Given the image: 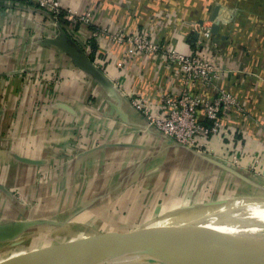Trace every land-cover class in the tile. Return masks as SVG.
Here are the masks:
<instances>
[{
  "label": "crops",
  "instance_id": "crops-1",
  "mask_svg": "<svg viewBox=\"0 0 264 264\" xmlns=\"http://www.w3.org/2000/svg\"><path fill=\"white\" fill-rule=\"evenodd\" d=\"M216 1L218 0H59L65 14L77 20L76 31L74 34H65L60 25L49 19L45 25L52 24L54 31L50 36H44L66 35L88 57L104 60L102 73L107 79L118 78L121 86L129 92H143L149 99L157 101L160 93H175L184 86L179 74L158 54L130 52L129 44L117 40L118 36L142 32L144 35H151L153 39L168 40L185 49L190 42L187 40L190 25L199 24L204 15L203 10L214 9ZM221 1L228 8L236 10V18L233 23L220 28V34L227 37L223 43L224 49H210L208 52L204 51L203 56L211 58L213 67L221 69L225 76L217 84L213 77H206L209 81L201 80L194 85L199 92L198 98L203 101L212 102L223 93L230 94L234 100L231 106H227L228 113L222 118L227 131L223 136L228 138L227 149L222 148L223 142L218 138L223 134V130H220L219 135H214L218 149L216 157L205 158L194 151L167 145L159 139L154 129L138 134V145L129 142L117 145L113 140L128 137L124 136L128 127H141L138 126L142 124L138 113L119 93H110L107 85L91 79L73 66L69 56L63 51L54 47L46 48L41 44L45 39L40 34L42 22L31 16L44 9L28 0H0V171L9 173L11 170H20L26 163L30 169L49 166L52 162L50 155L74 151L72 146H68V138L73 135L75 128L73 120H93L89 116L92 111L84 105L88 94L87 84H91L102 99L115 103L122 114L117 115L119 120L111 123V128L104 133L112 141L111 145L94 148V143L88 144L82 149V155L72 158L66 165V184L71 186L72 195L81 188L82 197L79 201L84 209L91 208L87 197V187L90 184L93 186L99 179L97 186L100 197L105 186L113 184L121 188L128 187L127 178L132 174L146 179L143 188L150 197L158 188L162 189V197H166L171 203L159 212L173 209L176 207L174 203L180 206L197 201L195 186L201 183V178H209L224 193L219 192L214 199L233 195L235 191L263 196L264 0ZM27 24H33L31 37L25 35L30 26ZM36 27L40 30L35 31ZM13 31L22 33V39L27 37L31 43L28 55L20 50V35L12 39L6 38ZM195 38L193 35V40ZM92 41L95 48L91 46ZM57 58L66 59L67 63L62 68L70 78L69 83L62 87L58 98L47 99L45 110L25 115L22 108L34 103L39 89H44L43 85L25 81V71L41 63L42 59L54 61ZM231 72H234L232 76ZM185 86L190 88V85ZM8 106L11 107L9 111ZM96 135L94 134L95 137ZM102 159H109L114 165H122L124 169L112 178L103 174L94 183L86 184L83 181L85 186L79 187L80 181L74 178V173L93 168ZM5 172L0 173V186L13 185L14 182L9 181L13 177H8ZM155 177L161 178V181L148 183ZM171 182L174 191L176 188L173 187H177L178 191L185 187L194 188L182 195L167 193L166 188ZM45 209L48 208H44L45 214L40 217L54 219L55 212H46ZM1 218L6 219L4 215ZM25 218H31L30 214L25 215L24 220ZM6 256L5 254L4 257Z\"/></svg>",
  "mask_w": 264,
  "mask_h": 264
},
{
  "label": "rangeland",
  "instance_id": "rangeland-1",
  "mask_svg": "<svg viewBox=\"0 0 264 264\" xmlns=\"http://www.w3.org/2000/svg\"><path fill=\"white\" fill-rule=\"evenodd\" d=\"M216 2L217 4L216 7L214 6V9L203 10L204 15L199 24L190 25V30L187 33V40L190 42L188 43L189 46L187 45L185 49L178 47L174 42L172 43L164 39H153L150 34V36H147L142 32L118 36L117 40H121V42L126 41L129 44L128 48L131 47L134 51L147 55H160L165 63L171 69L173 68L175 73L179 74L184 86L180 90L175 91V93L168 91L160 93L157 98L158 100L152 99V102L147 97V94L139 91L129 92L121 86L120 79H111L109 77V92L114 94L115 92L119 93L120 97L138 113L142 121V124L138 125L141 127H131L130 129L128 127L125 130L124 136L128 137L113 140L117 145H126L128 142L138 145L139 136L137 135L154 129L158 133L159 139L161 138L167 145H174L194 151L205 158L216 157L218 149H216L217 142L214 141L216 139H214L215 134L210 131L207 134H201L197 127L182 126L181 122L174 117L173 111L168 112L166 103L167 97L178 99L186 91L185 85H190V88H188L190 99H196L199 92L194 84L201 80L203 82L209 81L206 77H210V79L213 77V81L217 84L218 80L223 79L225 76V72L213 67L210 62L211 58L203 56L204 51L224 49L225 45L223 43L227 37L225 34H220V28L233 23L236 18V10L228 8L229 6L221 0ZM38 12H34L31 17L35 16L36 19L42 22L40 34L43 37L46 34L50 36L54 31V26L52 24H45L49 19L53 21L54 19L51 16L48 17L49 12L46 9ZM54 22L60 25L66 34H74L76 31L77 27L73 21L71 24L66 23L64 20ZM27 25L30 26H27L28 29L26 27L27 31L25 35L30 36L32 34L31 31H34L33 24ZM68 25L69 29H67ZM40 29L36 27L35 31H39ZM223 30L225 31V28ZM21 34L14 31L9 32L6 38L12 39L16 38V35H20L22 40L19 43L20 50L28 55L31 50V43L27 40V37L23 40ZM193 35L196 37L195 40H193ZM134 40H137V43ZM89 59L102 72L104 60L92 57H89ZM65 63H67L65 58H57L54 61L42 59L41 63H34V67H30L29 70L25 71L23 75L25 81L34 83V85L44 86L43 90L40 91L39 89L35 102L26 108H22L23 111L25 110V115H32L34 111H38L37 113L42 112V109H46L48 98L54 100L62 93V87L68 84L70 80L63 72L62 65ZM121 67L122 65H120ZM232 73L234 72H231V76L233 75ZM90 78L93 79L92 77ZM87 86L88 94L84 100V105L92 111L89 116L93 120H85L83 122L79 119L73 120L72 124L75 128L73 135L68 138V146H72L74 151L69 150L67 153H62L60 150L61 153L50 155L52 162L49 166L30 169L28 168V163H26L24 168L20 170H11L9 173L8 171H0V173L5 172L8 177H13L9 181L14 182L13 185L0 186V226L16 228L18 231L14 237L0 242V264L13 263L7 261L6 258H9V253L18 247L23 250L22 258L36 252L63 245H91L110 248L146 234L149 230L153 231L158 227V223L164 220L175 219V225L178 217L182 215L188 216V218H185L186 220L195 219L204 213L210 204L218 205L227 200L230 202L264 204V197L262 195L251 192L241 194L235 191L233 195L228 194L225 197L214 199L218 197L219 192L221 194L224 193L209 178H201V183L195 186L198 194L196 197L197 201L180 206L174 203L176 207L173 209L167 212L165 210L159 212L171 202L166 197H162L160 193L162 189L160 188H158L159 190L156 193H153L152 197L149 194H145L143 184L146 179L137 178L135 174L127 178L129 182L128 187L121 188L113 184L110 187L105 186L103 192L100 193V197H98L99 187L97 183L99 179L97 177L101 178L104 174V176L112 178L124 169L122 165L120 167L116 164L114 165L109 159H102L97 166L74 173V178L80 181L79 187L81 185L85 186L83 185L85 183L90 184L97 179L93 186L90 184L87 187L89 191L87 197L91 208L84 209L79 201L82 197L81 188H78L76 193L74 191V195H72L71 186L66 184V165L69 164L68 161L72 158L74 159L82 155V149H85V146L88 144L94 143V148L111 145L112 141L107 139L108 137L104 133L108 132V128H111L115 121L119 120L117 115L122 114L115 103L109 102L105 98L102 99L94 85L87 84ZM192 87H194V90ZM227 94L223 93L221 97L215 98L221 102L219 113L221 122L216 133L219 135L220 130H223V134L218 138L223 142L222 148L226 147V149L228 138L223 137L227 131L222 118L228 113L227 106H231L234 100L230 94ZM215 99L213 101H216ZM7 108L9 111L11 107L8 106ZM103 109L104 111H102ZM101 115H104V117H101ZM108 118L112 119L109 120ZM97 132H99V135H96ZM61 164H63L62 167L60 166ZM154 180L161 181V178L155 177L150 179L148 183H152ZM83 181L85 183L82 184ZM171 185L172 182L167 186L166 192L175 195L189 193L194 188L185 187L178 191L177 187H173L176 188L174 191ZM234 194H240L241 196ZM73 196L75 197L74 203ZM234 199L237 200L234 201ZM45 207L48 208L45 209L46 212H55V220L48 217H40V215L45 214L43 213ZM154 213L156 214L153 215ZM29 214L31 218H25L24 220V216ZM3 215L6 218L5 220L1 218ZM35 242H39L42 246H39L38 249L31 248ZM40 248L41 250H39ZM5 254L7 255L6 258L4 257Z\"/></svg>",
  "mask_w": 264,
  "mask_h": 264
},
{
  "label": "water",
  "instance_id": "water-1",
  "mask_svg": "<svg viewBox=\"0 0 264 264\" xmlns=\"http://www.w3.org/2000/svg\"><path fill=\"white\" fill-rule=\"evenodd\" d=\"M41 44L63 51L69 56L73 66L110 89L106 76L66 35L47 37ZM233 228L237 231L248 229L239 225ZM17 232L16 228L0 226V242L14 237ZM253 232L260 234L264 241V229ZM130 257L149 258L155 263L176 261L181 264H264V243L259 248L244 249L214 244L191 232L180 231L149 234L110 248L63 245L30 254L11 264H79L85 260H92L90 264H123Z\"/></svg>",
  "mask_w": 264,
  "mask_h": 264
},
{
  "label": "bare ground",
  "instance_id": "bare-ground-1",
  "mask_svg": "<svg viewBox=\"0 0 264 264\" xmlns=\"http://www.w3.org/2000/svg\"><path fill=\"white\" fill-rule=\"evenodd\" d=\"M235 200L237 199H234V201ZM185 218H188V216L182 215L181 217H178L175 225V219L164 220L161 223H158V227L153 231L149 230L146 234H142L138 237L156 233L162 234L186 231L198 235L208 242L224 246L247 249L259 248L264 243L262 236L253 232L256 229H264V204L261 203L230 202L227 200L218 205L210 204L205 212L195 219L186 220ZM235 225L243 226L248 229L237 231L233 228ZM39 246L42 245H40L39 242H35L31 248L38 249ZM39 250H41V248ZM22 253L23 250L18 247L9 253L10 257L6 258V260L9 262L17 261L22 258ZM90 261L92 260H85L79 264H90ZM123 264L181 263L176 261H162L160 263H155L154 260L149 258L130 257L127 258Z\"/></svg>",
  "mask_w": 264,
  "mask_h": 264
},
{
  "label": "built area",
  "instance_id": "built-area-1",
  "mask_svg": "<svg viewBox=\"0 0 264 264\" xmlns=\"http://www.w3.org/2000/svg\"><path fill=\"white\" fill-rule=\"evenodd\" d=\"M30 3L46 9L54 21L64 20L68 24L73 21L75 24L77 20L73 19L72 16L64 15L61 18L59 15L63 11L61 9L59 0H28ZM69 25L68 28L69 29ZM137 43V40H134ZM139 47V45H137ZM130 52L134 50L129 47ZM188 87L178 99L173 97H167L166 103L168 112L173 111L174 117L177 118L184 127H197L201 134H207L209 131L213 134H217V130L220 127L221 119L219 118L220 113V100L213 102H206L196 97V99H190ZM210 121L211 124L206 125L204 121ZM172 123V121H170ZM210 127L208 129V127Z\"/></svg>",
  "mask_w": 264,
  "mask_h": 264
},
{
  "label": "trees",
  "instance_id": "trees-1",
  "mask_svg": "<svg viewBox=\"0 0 264 264\" xmlns=\"http://www.w3.org/2000/svg\"><path fill=\"white\" fill-rule=\"evenodd\" d=\"M64 15H65V12H64V11H62V12L60 13V15H59V16H60L61 18H63V17H64ZM91 28H93V29H94L95 27L91 26ZM91 46H92L93 48H95V43H94V41H92V43H91ZM203 123H204V124H206V125H210V124H209L210 122H209L208 120H207V123H206V121H204Z\"/></svg>",
  "mask_w": 264,
  "mask_h": 264
}]
</instances>
